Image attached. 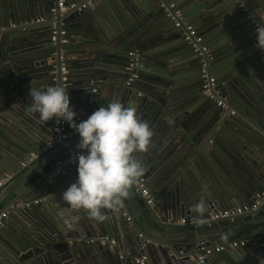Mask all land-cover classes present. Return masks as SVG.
<instances>
[{
  "label": "water",
  "instance_id": "95a60500",
  "mask_svg": "<svg viewBox=\"0 0 264 264\" xmlns=\"http://www.w3.org/2000/svg\"><path fill=\"white\" fill-rule=\"evenodd\" d=\"M57 1L0 0V178L52 135L53 121L28 111L30 84L63 86L77 115L88 116L101 104L90 89L110 80L122 91L120 102L133 103L153 131L147 150L135 156L153 204L133 183L116 212L104 210L103 222L72 209L61 193L74 182L76 163L50 178L55 161L76 150L79 137L71 133L50 148L54 164L37 165L30 185L16 191L9 180L0 187V194L19 196L0 199V211L12 204L0 225V264H137L133 259L142 255L145 264H204L189 256L253 236L262 239L224 262L264 264V197L248 212L209 216L251 204L264 191V50L251 33L253 24L264 23V0H148L145 14L135 0H63V10ZM169 3L200 42L184 39L186 30L164 11ZM203 69L215 79L212 96L202 91ZM23 121L40 133L22 139L7 132L11 123L24 130ZM195 155L204 157L198 163L209 185L190 190L182 165Z\"/></svg>",
  "mask_w": 264,
  "mask_h": 264
},
{
  "label": "clouds",
  "instance_id": "9594fccd",
  "mask_svg": "<svg viewBox=\"0 0 264 264\" xmlns=\"http://www.w3.org/2000/svg\"><path fill=\"white\" fill-rule=\"evenodd\" d=\"M256 47L264 50V23L255 27ZM28 111L38 114L41 122L57 119L69 124L78 134L76 150L70 160L76 163V178L61 193L72 209H83L95 221L106 219L105 209L118 210L124 197L142 172L134 153L146 151L153 131L140 119L133 103L114 100L100 106L84 120L70 105L67 89L59 85L36 87L30 84ZM200 213L203 208L195 206ZM76 218L74 217L73 220Z\"/></svg>",
  "mask_w": 264,
  "mask_h": 264
},
{
  "label": "built area",
  "instance_id": "2783aa9c",
  "mask_svg": "<svg viewBox=\"0 0 264 264\" xmlns=\"http://www.w3.org/2000/svg\"><path fill=\"white\" fill-rule=\"evenodd\" d=\"M77 6L79 8H85L87 6V3H83V4L71 3L70 4V7H77ZM57 7L60 10L64 9L63 0L57 1ZM174 7H175V5L173 3H169V7H168L169 10L164 9L166 15L168 17H171L172 19L175 18L174 25L176 27L182 26L186 30L187 34L184 36V39L186 41L190 42V39H193L195 41V43L200 42L201 37L199 35H197L194 27L190 23L185 22L182 19V15H181L180 10L178 8H174ZM171 9H173V10H171ZM256 26L257 25H254V31H255ZM54 33H55V31H53V34ZM51 39L54 40V36H51ZM63 66H65V64H63ZM64 68L65 67L62 68L63 71H65ZM202 72H204L202 74V84H201L202 91L207 96H212L211 93L213 92L212 88H213V83H214L215 79L211 76H206L204 69ZM93 91L95 92L96 89H93ZM217 105L223 106L221 101H217ZM74 119L77 122L80 121L78 117H76ZM52 121H53L52 135L49 137V139L47 141L44 142V144L42 146L43 150H45V151L52 148L54 143L57 142L58 140L64 139L66 136H68L71 133H76L74 128L70 127L67 122L59 121L57 119H54ZM32 157H34V154L31 153L26 159L21 161V165L24 166ZM74 164H75V162L71 161L70 157H68L62 161H58L57 162L58 168L56 170H54V172L50 175V178H52L54 175L60 174L64 167L74 165ZM9 178H10L9 176L2 177L0 179V186L3 183H5ZM134 183H135L136 189L140 192L141 196L146 200V202L148 204H153V197L149 192L147 182H146V178L144 177L143 173L138 178H136ZM262 197H264V191H258L254 194L253 201L251 202V204L243 203V204H240L237 206H231V207H227V208L217 209V210L210 213V215H209L210 219H219V218L231 217V216L239 215V214H242L244 212H248L250 210H253L256 208L258 202L260 201V199ZM11 209H12V204L8 205L5 209L0 211V225L2 224L3 219L7 216L9 210H11ZM122 215L124 217H126V219H129V216L127 215L126 212H123ZM179 222L181 224H184L185 220L181 219V220H179ZM261 239H262L261 236H253V237H248V238H241V239H233V240H229V241H224V242H221L217 245L206 247V248L203 247V248H201L200 251L196 252L194 255H190L189 260H191V261L195 260L198 263L210 264V262L207 260V257L213 253H221V252H224L227 250L242 248L246 245L257 243V242L261 241ZM106 240H107V238H103V239H100V242L104 243ZM94 241H95L94 238H88V240H87V242H94ZM146 261H147V256H145V255L135 257L133 259V262H135L137 264H145Z\"/></svg>",
  "mask_w": 264,
  "mask_h": 264
},
{
  "label": "crops",
  "instance_id": "0c3cea01",
  "mask_svg": "<svg viewBox=\"0 0 264 264\" xmlns=\"http://www.w3.org/2000/svg\"><path fill=\"white\" fill-rule=\"evenodd\" d=\"M135 2L139 6L138 9L142 13L145 14L146 11L149 10L150 2L148 0H135ZM126 15L128 17V14H126ZM251 31H252L251 33L255 32L254 30H251ZM93 89H96V93H98V95H99V98H98L99 100L98 101L101 102L100 106L103 105V103L105 104V102H107L110 99L119 100L120 101V97L122 96V91H119L116 88V85H114L113 82L110 81V80L97 81L93 85V88L90 89V92H94ZM114 97H116V99ZM99 102L97 103V105H99ZM77 117L81 121V120L86 119L88 116H82L80 114V115H77ZM22 126L24 127L23 128L24 130L20 129V127L17 124L11 123L10 126H7V132H9V134L12 137H15V138H20L21 137L22 139H24V135L25 136H29L31 133L35 134V135H38V133H40L39 128L37 126H35L34 124L30 123V122L23 121ZM48 139H49V136H47L45 140H42L40 143H38V145H36L33 149H31L29 152H27L25 154V158L24 159H26L31 153L34 154V157H32L24 166L21 165V161L24 160V159H22L16 164L15 167L11 166L9 168L10 170L14 168L13 172H7V175L3 176V177H5V176H9L10 177L7 180V181H9V180L11 181L9 183V185L13 184V183H16V185L14 186L15 187L14 189H16V191L22 190V185H30L31 180L36 179V177L38 176V171H39V168H36L37 165H40V168H45L46 170H48L49 169L48 164L49 163L50 164H54V161H51L52 157L50 156V152H51V151H49L50 149L45 151L42 148L44 142L47 141ZM152 145H153V143H152ZM210 149H211V147L210 148H206L207 153H209V152L211 153ZM136 154L137 153L133 154L134 157L136 156ZM203 159H204L203 155L202 156L195 155V157H193V158L190 157L189 158L190 164L182 165L183 172L187 171V174L189 175V180L187 182H185V183H186V185L188 186V188L190 190H193V189L198 190V188H200L201 185L203 186V184L205 186L209 185L206 182L204 173L201 172L202 169L199 168V163L198 162L202 163ZM55 162L57 163L58 161H55ZM195 170H199L201 172L200 174H202V177L201 176H196V174L193 176L192 173ZM210 173L213 174L211 171H210ZM208 176L209 175L206 174V177H208ZM146 182H147V186H148V181L146 180ZM148 189H149L150 194L152 196H154V193H152L151 189L149 187H148ZM4 190H5V188H4ZM9 192H10V190L4 191V194H0V199L2 197H5L6 195L8 196V198L10 200H14V199L16 200L19 197L18 195L17 196L16 195L15 196L14 195L10 196ZM241 204H243V203H241ZM0 208H2V205H0ZM1 210H3V209H1ZM234 250H237V251L240 252L241 248L227 250V251H224V252H221V253L211 254L212 256H210L208 261L210 262V264H225L224 260L229 259V257H230L229 255H233V253H235V252H232ZM242 258H244V255H242Z\"/></svg>",
  "mask_w": 264,
  "mask_h": 264
},
{
  "label": "flooded vegetation",
  "instance_id": "af4514ba",
  "mask_svg": "<svg viewBox=\"0 0 264 264\" xmlns=\"http://www.w3.org/2000/svg\"><path fill=\"white\" fill-rule=\"evenodd\" d=\"M247 17L249 18V16H247ZM254 25H256V24H253V28H252L253 30H254ZM201 84H202V81H201Z\"/></svg>",
  "mask_w": 264,
  "mask_h": 264
}]
</instances>
